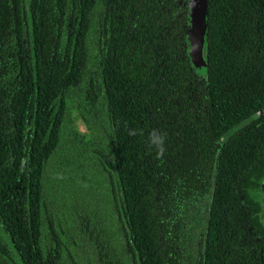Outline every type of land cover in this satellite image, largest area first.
I'll use <instances>...</instances> for the list:
<instances>
[{"label":"trees","instance_id":"trees-1","mask_svg":"<svg viewBox=\"0 0 264 264\" xmlns=\"http://www.w3.org/2000/svg\"><path fill=\"white\" fill-rule=\"evenodd\" d=\"M206 17L204 77L188 0H0V230L22 251L35 236L36 264H87L65 240L95 242L92 211L42 242L37 192L51 163L71 180L94 160L120 188L130 264H264V0H206Z\"/></svg>","mask_w":264,"mask_h":264},{"label":"flooded vegetation","instance_id":"flooded-vegetation-1","mask_svg":"<svg viewBox=\"0 0 264 264\" xmlns=\"http://www.w3.org/2000/svg\"><path fill=\"white\" fill-rule=\"evenodd\" d=\"M51 164L53 168L47 167V171L42 173L40 180L41 187L37 192L39 196L38 205H41L39 208V227L45 231L44 236L40 238L41 241L45 243L52 241L50 229L52 225L59 226L62 224V226H67L68 221H71V224L74 223L75 219L73 215L69 214L70 210H91L92 212H89V214L95 227V233L97 232L95 242L93 241V244H90L88 236H85L84 230L81 229L76 243H69V241L65 240L67 248L72 250L76 258H82L81 260L87 264H103V260H101V257H104L103 254L111 256L110 259L108 257L103 258L107 263L117 260L119 264H130L132 258L130 243L132 240L129 237L126 226H124L125 223L123 224L117 217V211L122 208L120 188L114 179V175L103 177L95 170L96 168L101 169V166L105 167L106 164L101 165L99 161L94 160L92 165L86 168L88 175L85 173V177H75L71 180L61 173H56L58 167L53 163ZM49 166L51 167L50 164ZM26 186L28 189V181ZM34 192H36V184ZM262 192L264 191L262 185H260L258 194L261 198V203H258V212L255 215L260 216V220L264 225ZM27 194L29 195V193ZM32 206L33 208H38L35 204ZM46 211H51V213L47 214ZM244 213L250 214L251 211L239 208L238 216H243ZM255 215L253 213L250 215L252 216V222L254 218L257 220V216ZM242 220L243 223L250 224L244 216ZM57 222H59V225ZM82 222L84 221H78L79 224L77 226L82 225ZM251 229L252 227L248 225L247 232L250 233L251 237L254 236V241L252 242H256V240H259L260 235L257 232L251 231ZM58 230L60 229L58 228ZM59 234L60 237L65 239L62 232H59ZM21 238L25 242L24 246H27L29 250L22 251L19 249L13 242V237L0 230V264H36L38 256H43L42 259L47 258L46 252L36 250L37 239L35 236L29 238L22 236ZM191 247L197 255H200L201 247L197 241L195 244H191ZM247 247L253 252L254 247L249 242H247ZM84 251L86 253L89 252L91 255L88 257L90 263L82 257ZM100 253H103L102 256Z\"/></svg>","mask_w":264,"mask_h":264},{"label":"water","instance_id":"water-1","mask_svg":"<svg viewBox=\"0 0 264 264\" xmlns=\"http://www.w3.org/2000/svg\"><path fill=\"white\" fill-rule=\"evenodd\" d=\"M190 24L187 29V46L189 61L195 72L207 75V17L206 0H188ZM264 191V181L262 183ZM264 201V192H262Z\"/></svg>","mask_w":264,"mask_h":264},{"label":"clouds","instance_id":"clouds-1","mask_svg":"<svg viewBox=\"0 0 264 264\" xmlns=\"http://www.w3.org/2000/svg\"><path fill=\"white\" fill-rule=\"evenodd\" d=\"M163 139L164 135L159 131L154 130L153 133L150 135V143L155 145L160 152L163 151Z\"/></svg>","mask_w":264,"mask_h":264},{"label":"rangeland","instance_id":"rangeland-1","mask_svg":"<svg viewBox=\"0 0 264 264\" xmlns=\"http://www.w3.org/2000/svg\"><path fill=\"white\" fill-rule=\"evenodd\" d=\"M80 128L83 129V127L80 125Z\"/></svg>","mask_w":264,"mask_h":264}]
</instances>
